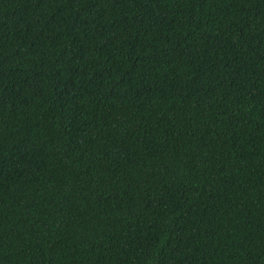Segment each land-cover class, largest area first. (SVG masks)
Listing matches in <instances>:
<instances>
[{
	"label": "trees",
	"instance_id": "16d2710c",
	"mask_svg": "<svg viewBox=\"0 0 264 264\" xmlns=\"http://www.w3.org/2000/svg\"><path fill=\"white\" fill-rule=\"evenodd\" d=\"M0 264H264V0H0Z\"/></svg>",
	"mask_w": 264,
	"mask_h": 264
}]
</instances>
